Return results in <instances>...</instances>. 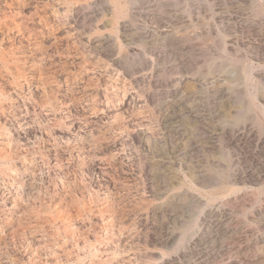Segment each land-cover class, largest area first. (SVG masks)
I'll list each match as a JSON object with an SVG mask.
<instances>
[{"label": "rangeland", "instance_id": "rangeland-1", "mask_svg": "<svg viewBox=\"0 0 264 264\" xmlns=\"http://www.w3.org/2000/svg\"><path fill=\"white\" fill-rule=\"evenodd\" d=\"M33 1L0 0V50L22 58L21 69L36 98L27 104L18 99L13 81L18 69L14 65L7 68L0 60L1 83L11 94L0 104H7L13 120L20 106L22 116L35 124L29 134L32 138L28 135L12 145V158L0 160V264H45L53 259L75 263L72 258L79 242L62 236L50 241L48 212L54 213L59 224L77 216L85 225L91 222L88 252L103 238L107 220L115 214L126 227L135 222L139 233L125 235L124 242L117 243L118 228L108 232L105 238L112 246L111 253L132 251L141 259L149 224L154 240L150 250L157 263L164 249L166 264H264V0ZM7 10L16 15L5 18ZM6 23L13 24L10 32L5 31ZM19 25L24 36L21 44L16 38ZM50 75L56 77L54 85L37 91L33 78ZM36 101H41L43 108L37 107ZM69 110L74 124L71 132L64 127ZM38 121L42 125L38 126ZM46 122L55 130L53 135L47 133ZM9 133L14 135L12 130ZM2 140L1 149H6L7 141ZM67 153L72 154L69 176L68 171L59 172L52 165L56 158L60 165L67 164ZM31 161H38L36 171ZM98 167L106 170L104 175ZM19 178L26 190L31 183L36 190H22L15 183ZM85 201L97 203L101 212L83 216ZM107 204L112 206L111 212L105 211ZM48 245V250L37 251ZM87 260L84 264H102V260Z\"/></svg>", "mask_w": 264, "mask_h": 264}, {"label": "bare ground", "instance_id": "bare-ground-1", "mask_svg": "<svg viewBox=\"0 0 264 264\" xmlns=\"http://www.w3.org/2000/svg\"><path fill=\"white\" fill-rule=\"evenodd\" d=\"M13 1V0H12ZM35 1V0H34ZM33 1V2H34ZM52 1V0H51ZM54 1H56V0H54ZM2 2V1H1ZM1 2H0V4H1ZM19 2V1H18ZM23 2V1H22ZM21 2V3H22ZM32 2V1H31ZM42 2V1H41ZM6 3V2H5ZM36 3H37V1H36ZM47 3V2H46ZM49 4V3H48ZM20 5V4H19ZM38 5V4H37ZM41 5V4H40ZM52 5V4H51ZM50 5V6H51ZM55 5V4H54ZM71 5V4H70ZM74 5V4H73ZM25 6V5H24ZM39 6V5H38ZM42 6V5H41ZM21 7V6H20ZM31 7V6H30ZM37 7V6H36ZM70 7V6H69ZM23 8V7H22ZM22 8H21V10H22ZM56 8H58V7H56ZM1 10H2V7L0 8ZM9 9V8H8ZM15 9V8H14ZM27 9V8H26ZM41 9V8H40ZM46 9V8H45ZM70 9V8H69ZM4 10H5V8H4ZM3 10V11H4ZM15 10H17V9H15ZM49 10V9H48ZM64 10V9H63ZM67 9H65V11H66ZM73 10V9H72ZM8 11V10H7ZM18 11V10H17ZM76 11V10H75ZM40 12V11H39ZM42 12V11H41ZM46 12H49V11H46ZM54 12V11H53ZM59 12V11H58ZM71 12V11H70ZM15 12H14V10H12V11H8L7 13H5V18H8V17H10V18H12V16L13 15H16V13L14 14ZM26 13V12H25ZM73 13V12H72ZM129 13V12H128ZM0 14H1V12H0ZM42 14V13H41ZM77 14V13H76ZM76 14H74V15H76ZM22 15V14H21ZM29 15V14H28ZM27 15V16H28ZM65 15V14H64ZM68 14H66V16H67ZM0 16H2V15H0ZM58 16H59V14H58ZM63 16V15H62ZM71 16V15H70ZM122 16V15H121ZM50 17V16H49ZM48 17V18H49ZM54 17V16H53ZM52 17V18H53ZM55 17H57V15H55ZM54 17V18H55ZM73 17V16H72ZM47 18V17H46ZM45 18V19H46ZM47 18V19H48ZM27 19V18H26ZM42 19V18H41ZM7 20H9V19H7ZM49 20V19H48ZM56 20H58V19H56ZM59 20H62V19H59ZM75 20H77V19H75ZM4 21V20H3ZM16 21V20H15ZM46 21V20H45ZM55 21V20H54ZM9 22V21H8ZM14 22V21H13ZM41 22V21H40ZM68 22V21H67ZM17 23V22H16ZM22 23V22H21ZM20 23V24H21ZM26 23V22H25ZM30 23V22H29ZM46 23V22H45ZM48 23V22H47ZM60 23V22H59ZM58 23V24H59ZM61 23H62V21H61ZM24 24V23H23ZM42 24V23H41ZM51 24V23H50ZM57 24V25H58ZM66 24V23H65ZM10 25H13V24H8V23H6V25H4V28L6 29L5 31H7V32H10L9 30H10ZM55 25H56V21H55ZM3 26V25H2ZM1 26V27H2ZM37 26V25H36ZM53 26V25H52ZM59 26V25H58ZM62 26V25H61ZM72 26V25H71ZM0 27V28H1ZM12 27V26H11ZM47 27V26H46ZM50 27V26H49ZM17 28V27H16ZM35 28V27H34ZM37 28V27H36ZM44 28V27H43ZM52 28V27H51ZM31 29H32V27H31ZM38 29V28H37ZM46 29V28H45ZM57 29V28H56ZM69 29V28H68ZM67 29V30H68ZM72 29V28H71ZM35 30V29H34ZM40 30V29H39ZM46 31V30H45ZM69 31H70V29H69ZM4 32V31H3ZM17 40L19 41V43L21 44L22 43V39L24 38V36L22 37L20 34H21V28H20V25L18 26V29H17ZM38 32V31H37ZM73 32V31H72ZM35 33V32H34ZM64 33H66V32H64ZM63 33V34H64ZM14 34V33H13ZM19 34V35H18ZM22 34H24V33H22ZM46 34V33H45ZM44 34V35H45ZM59 34H61V33H59ZM28 35V34H27ZM36 35V34H35ZM53 35H55V34H53ZM58 35V34H57ZM62 35V34H61ZM26 37V36H25ZM7 38V37H6ZM42 38V37H41ZM40 38V39H41ZM1 39V38H0ZM13 39V38H12ZM27 39V38H26ZM39 39V38H38ZM53 39V38H52ZM48 40V39H47ZM69 40H72V39H69ZM33 41V40H32ZM45 41V40H44ZM51 41V40H50ZM24 42V41H23ZM60 42V41H59ZM12 43V42H11ZM16 43V42H15ZM38 43V42H37ZM62 43V42H61ZM4 45V44H3ZM5 46V45H4ZM28 46V45H27ZM30 46V45H29ZM28 46V47H29ZM32 46V45H31ZM63 47V46H62ZM68 47V46H67ZM10 48V47H9ZM23 48V47H22ZM7 49V48H6ZM57 49V48H56ZM72 50V49H71ZM8 51V50H7ZM32 52V51H31ZM41 52V51H40ZM20 53H22V52H20ZM30 53V52H29ZM51 53V52H50ZM61 53V52H60ZM65 54V53H64ZM46 55V54H45ZM66 55V54H65ZM70 55H72L71 53H70ZM53 56V55H52ZM68 56H69V54H68ZM35 58V57H34ZM57 58V57H56ZM26 59V58H25ZM53 59H55V58H53ZM58 59V58H57ZM71 59V58H70ZM0 60L2 61V62H4L5 63V66L8 68L10 65H14L15 66V70H16V67H17V69H18V74L17 75H15V77H14V79H13V81H14V84L18 87V95H17V97H18V99L20 100V101H26V104H27V102L29 101V100H36V98L34 99L33 98V92L30 90V87H28V84H27V81H28V79H27V77H26V74H25V72L23 71V69H21V66H20V63L22 62V58L21 57H17L16 55H14V54H12V53H8V52H3V51H1L0 50ZM34 61V60H33ZM42 61V60H41ZM47 61V60H46ZM50 61V60H49ZM12 62V63H11ZM45 62V61H44ZM49 63H51V62H49ZM67 63H69V61H67ZM55 64V63H54ZM70 64V63H69ZM46 65V64H45ZM2 66V65H1ZM47 66V65H46ZM86 66V65H85ZM28 67V66H27ZM30 67V66H29ZM59 67V66H58ZM64 67V66H63ZM75 67V66H74ZM31 68V67H30ZM33 69V68H32ZM38 69V68H37ZM42 69V68H41ZM65 69V68H64ZM3 70V69H2ZM60 70V69H59ZM73 70V69H72ZM11 71H12V69H11ZM41 71V70H40ZM13 72H15V71H13ZM31 73V72H30ZM37 73V72H36ZM62 73H65V72H62ZM61 73V74H62ZM1 74V73H0ZM16 74V73H15ZM60 74V75H61ZM66 74V73H65ZM58 75V74H57ZM56 75V76H57ZM63 76V75H62ZM55 76L54 75H50V76H37L36 78H33L34 79V84H35V86H36V90L37 91H39V90H47V88H48V86L49 85H51V86H53L54 84V80H55ZM66 78V77H65ZM6 79V78H5ZM70 79V78H69ZM2 80H4V79H1V75H0V100H6V99H9L10 98V96H11V94H10V92H9V89H7L8 87H6V85H3L1 82H2ZM9 80V79H8ZM57 80V79H56ZM71 81V80H70ZM32 84V83H31ZM53 84V85H52ZM8 85V84H7ZM65 85H66V88L67 89H65L66 90V92L68 93L70 90H69V88H70V85H69V81L66 79V81H65ZM12 87V86H11ZM11 87H9V88H11ZM59 87H61V86H59ZM72 87V86H71ZM33 88V87H32ZM54 88V87H53ZM57 90V89H56ZM74 90V89H73ZM26 91H28L29 92V96H28V98H27V96H26ZM14 92V91H13ZM59 93V92H58ZM66 93V94H67ZM71 93V92H70ZM77 94V93H76ZM15 95V94H14ZM43 95V94H42ZM61 95V94H60ZM67 95H69V94H67ZM70 95H72V94H70ZM69 95V96H70ZM74 95V94H73ZM37 96H38V94H37ZM66 96V95H65ZM59 97H61V96H59ZM58 97V98H59ZM63 98V97H62ZM70 98V97H69ZM77 99V98H76ZM82 99V98H81ZM84 99V98H83ZM63 100V99H62ZM68 100V99H67ZM66 100V101H67ZM39 101V100H38ZM74 102V101H73ZM87 102H88V100H87ZM60 103V102H59ZM80 103V102H79ZM53 104V103H52ZM126 104H127V102H126ZM6 105L7 104H3V102H2V104H0V138L2 137V138H5V140L7 141V142H5L6 143V149H1V145H2V141H4V140H2V138L0 139V160L1 159H6V161L8 160V159H11L12 158V155H14V153L12 154V150H11V147H12V145H14V144H16V143H19V141H22V140H24V138H26L27 139V136L30 134V132H34L33 130H34V128H33V125H35V124H30V121L28 122L27 121V117H23L22 116V111L20 110L21 108H20V106H19V109H17V114H15V118H14V120L13 119H11V118H9V114L7 113V112H9V108L8 107H6ZM11 105V104H10ZM10 105H8V106H10ZM29 105V104H28ZM35 105L37 106V107H42V104H41V101L40 102H35ZM44 105H45V103H44ZM85 105H86V103H85ZM61 106V105H60ZM73 106V105H72ZM16 107V106H15ZM21 107H23V106H21ZM30 107V106H29ZM39 107V108H40ZM48 107V106H47ZM57 107V106H56ZM77 107V106H76ZM43 108V107H42ZM55 108V107H54ZM64 108V107H63ZM73 108V107H72ZM14 109V108H13ZM76 109V108H75ZM74 109V110H75ZM98 109V108H97ZM39 110V109H38ZM41 110V109H40ZM43 110V109H42ZM48 110V109H47ZM86 110V109H85ZM88 110V109H87ZM12 111V110H11ZM25 111V110H24ZM46 111V110H45ZM53 111V110H52ZM73 111V110H72ZM51 112V111H50ZM81 112H83V111H81ZM96 112V111H95ZM10 113V112H9ZM29 113V110L27 109V111H26V114H28ZM32 113V112H31ZM36 113H38V112H36ZM48 113V112H47ZM52 113V112H51ZM58 113V112H57ZM80 113V112H79ZM91 113V112H90ZM34 114V113H33ZM43 114H45V113H43ZM82 114V113H81ZM86 114V113H85ZM95 114H97V113H95ZM134 114V113H133ZM137 114H139V113H137ZM36 115H38V116H40V118L42 117V115H41V113L39 114H36ZM63 115V114H62ZM83 115V114H82ZM13 116V115H12ZM46 116V115H45ZM55 116V115H54ZM75 116V115H74ZM100 116H102V115H100ZM115 116V115H114ZM138 116V115H137ZM4 117H8L9 119H7V118H4ZM14 117V116H13ZM44 117V116H43ZM50 117V116H49ZM72 115H71V111L69 110L68 112H67V114H66V116H65V122H67V123H65L64 124V122H63V124H64V127L68 130V132H71V131H73V126H74V124H73V121H72ZM80 117V116H79ZM81 117H83V116H81ZM136 117V116H135ZM32 118V117H31ZM55 118V117H54ZM44 119V118H43ZM57 119V118H56ZM59 119V118H58ZM57 119V120H58ZM63 119V118H62ZM81 119V118H80ZM102 119V118H101ZM135 119V118H134ZM33 120V119H32ZM39 120V119H38ZM90 120V119H89ZM34 121V120H33ZM44 121V120H43ZM46 121H48V119L46 120ZM60 121V120H59ZM101 121V120H100ZM135 121V120H134ZM76 122V121H75ZM84 122V121H83ZM98 122V121H97ZM103 122V121H102ZM37 123V122H36ZM42 123V122H41ZM59 124V123H58ZM100 124V123H99ZM106 124V123H105ZM104 124V125H105ZM38 126H40V125H42V124H40L39 123V121H38V124H37ZM45 125V124H44ZM51 124L48 122H46V130H47V133H49V134H52L53 133V131H55V130H53V127L52 126H50ZM53 125V124H52ZM96 125V124H95ZM80 126V125H79ZM98 126V125H97ZM103 126V125H102ZM36 127V126H35ZM78 127V126H77ZM76 127V128H77ZM91 127V126H90ZM93 127V126H92ZM132 127V126H131ZM40 128V127H39ZM58 128V127H57ZM64 128V129H65ZM79 128V127H78ZM102 128V127H101ZM104 128H105V126H104ZM62 129V128H61ZM65 129V130H66ZM82 129V128H81ZM113 129V128H112ZM144 129H145V127H144ZM10 130H12L14 133V135H11L9 132H10ZM42 130V129H41ZM58 130V129H57ZM77 130V129H76ZM90 130V129H89ZM105 130V129H104ZM44 131V130H43ZM93 131V130H92ZM57 132V131H56ZM56 132H55V134H56ZM64 132V131H63ZM76 132V131H75ZM75 132H74V134H75ZM88 132V131H87ZM38 133V135H39V132H37ZM94 133V132H93ZM32 134V133H31ZM62 134V133H61ZM84 134H86V133H84ZM53 135V134H52ZM149 135H150V133H149ZM30 136V135H29ZM35 136H36V133H35ZM40 136H41V134H40ZM39 136V137H40ZM46 136V135H45ZM59 136V135H58ZM63 136V135H62ZM61 136V137H62ZM68 136V135H67ZM69 136H71L70 135V133H69ZM76 136V135H75ZM92 136V135H91ZM95 135H93V137H94ZM102 136H103V134H102ZM31 137V136H30ZM55 137H57V136H55ZM90 137V136H89ZM32 138V137H31ZM44 138V137H43ZM60 138V137H59ZM58 138V139H59ZM64 138H65V136H64ZM68 138V137H67ZM76 138V137H75ZM85 138V137H84ZM83 138V139H84ZM97 138V137H96ZM96 138H95V140H96ZM100 138V137H99ZM134 138V137H133ZM45 139H47L46 137H45ZM55 139V138H54ZM70 139V138H69ZM74 139V138H73ZM103 139V138H102ZM108 139V138H107ZM139 139V138H138ZM41 140V139H40ZM43 140V139H42ZM48 140H49V138H48ZM50 140H51V138H50ZM57 140V139H56ZM63 140V139H62ZM67 140V139H66ZM135 140V139H134ZM26 141V140H25ZM32 141V140H31ZM46 141V140H45ZM75 141V140H74ZM82 141V140H81ZM112 141V140H111ZM136 141V140H135ZM134 141V142H135ZM139 141V140H138ZM137 141V142H138ZM40 142V141H39ZM42 142V141H41ZM48 142V141H47ZM51 142H53V141H51ZM55 142V141H54ZM136 142V143H137ZM4 143V144H5ZM26 143V142H25ZM30 143V142H29ZM34 143V142H33ZM33 143H31V144H33ZM81 143V142H80ZM95 143H96V141H95ZM35 144V143H34ZM51 144V143H50ZM54 144V143H53ZM72 144V143H71ZM76 144V143H75ZM104 144V143H103ZM111 144V143H110ZM110 144H108L107 143V145H110ZM113 144V143H112ZM27 145V144H26ZM42 145V144H41ZM46 145V144H45ZM52 145V144H51ZM101 145V144H100ZM100 145H97V147L98 146H100ZM4 146V145H3ZM102 146V145H101ZM115 146V145H114ZM24 147V146H23ZM42 147V146H41ZM45 147V146H44ZM104 147V146H103ZM109 147V146H108ZM107 147V148H108ZM145 147V146H144ZM15 149H16V146L14 147ZM19 148V147H18ZM26 148V147H25ZM83 148V147H82ZM110 148V147H109ZM147 148V147H146ZM145 148V149H146ZM22 149V148H21ZM34 149V148H33ZM57 149V148H56ZM75 149V148H74ZM97 149V148H96ZM101 149V148H100ZM113 149V148H112ZM19 150V149H18ZM23 150V149H22ZM31 150V149H30ZM35 150V149H34ZM47 150V149H46ZM45 150V151H46ZM59 150V149H58ZM64 150V149H63ZM104 149H101V151H103ZM38 151V150H37ZM36 151V152H37ZM54 151V150H53ZM57 151V150H56ZM77 151V150H76ZM114 151V150H113ZM19 152V151H18ZM35 152V151H34ZM44 152V151H43ZM84 152V151H83ZM91 152V151H90ZM94 152V151H93ZM92 152V153H93ZM99 152V151H98ZM104 152V151H103ZM28 153V152H27ZM73 153V152H72ZM76 153V152H75ZM88 153L89 152H87V155H88ZM114 153H117V152H114ZM17 154V153H16ZM20 154V153H19ZM30 154V153H29ZM28 154V155H29ZM42 154V153H41ZM45 154V153H44ZM60 154V153H59ZM62 154V153H61ZM68 154V153H67ZM107 154V153H106ZM113 154V153H112ZM23 155V154H22ZM66 155V154H65ZM69 155V154H68ZM80 155V154H79ZM92 155V154H91ZM90 155V156H91ZM94 155V154H93ZM97 155V154H96ZM150 155V154H149ZM17 156V155H16ZM33 156H34V154H33ZM41 156V155H40ZM57 156H58V154H57ZM74 156H76V155H74ZM82 156V155H81ZM102 156V155H101ZM107 156V155H106ZM114 156V155H113ZM141 156V155H140ZM30 157V156H29ZM42 157V156H41ZM40 157V158H41ZM60 157V156H59ZM62 157V156H61ZM71 157H72V154H70L69 156H68V159L66 158V160H67V162L65 161V163H67V164H63V165H60V161H58L57 159L58 158H56V163H52V165H54V169H58V171L60 172V171H62V172H67L69 169H72L71 168V163H70V159H71ZM85 157V156H84ZM88 157H89V155H88ZM98 157V156H97ZM96 157V158H97ZM35 158V157H34ZM105 158H107V157H105ZM120 158V157H119ZM142 158V157H141ZM26 159V158H25ZM31 159V158H30ZM29 159V160H30ZM43 160H44V162H45V158H42ZM115 159V158H114ZM143 159V158H142ZM13 160V159H12ZM26 160H28V159H26ZM73 160V159H72ZM81 160V159H80ZM91 159L89 158V161H90ZM99 160V159H98ZM111 160V159H110ZM16 161V160H15ZM17 161H19V160H17ZM42 161V160H41ZM54 161V160H53ZM52 161V162H53ZM100 161V160H99ZM112 161V160H111ZM111 161H109L108 163H110ZM115 161H116V159H115ZM120 161V160H119ZM21 162V161H20ZM24 162V161H23ZM26 163H27V161H25ZM38 161H36V163H37ZM55 162V161H54ZM87 161H85V163H86ZM117 162V161H116ZM122 162V161H121ZM164 162V161H163ZM25 163V164H26ZM36 163L34 162V161H31V164H32V166L31 167H34V171H36ZM50 163V162H49ZM73 163V162H72ZM75 163V162H74ZM95 163V162H94ZM100 163H101V161H100ZM113 163H114V161H113ZM10 164V163H9ZM18 164V163H17ZM22 164V163H21ZM48 164V163H47ZM89 164V163H88ZM111 164V163H110ZM120 164V163H119ZM127 164V163H126ZM86 165V164H85ZM97 165V164H96ZM101 165V164H100ZM105 165H106V163H105ZM109 165V164H108ZM117 165V164H116ZM115 165V166H116ZM122 165H123V163H122ZM124 165H125V163H124ZM13 166H14V164H13ZM23 166V165H22ZM30 166V165H29ZM47 166V165H46ZM51 166V165H50ZM74 166V165H73ZM76 166V165H75ZM102 166V165H101ZM107 166V165H106ZM148 166V165H147ZM162 166V165H161ZM12 167V166H11ZM43 167V166H42ZM48 167H49V165H48ZM78 167V166H77ZM90 167V166H89ZM94 167V166H93ZM76 168V167H75ZM80 168V167H79ZM85 168V167H84ZM83 168V169H84ZM86 168H87V166H86ZM85 168V169H86ZM92 168V167H91ZM113 168V167H112ZM111 168V169H112ZM151 168V167H150ZM11 169H13V168H11ZM17 169V168H16ZM20 169V168H19ZM24 169V168H23ZM49 169V168H48ZM81 169V168H80ZM117 169H119V168H117ZM148 169V168H147ZM155 169V168H154ZM8 170V169H7ZM45 170V169H44ZM90 170V169H89ZM88 170V171H89ZM97 170L99 171V174L100 175H104L105 174V169H103V167H98L97 168ZM146 170V169H145ZM150 170V169H149ZM11 171V170H10ZM74 171V170H73ZM77 172H78V170H76ZM80 171V170H79ZM85 171V170H84ZM110 171V170H109ZM118 171V170H117ZM116 171V172H117ZM142 171V170H141ZM153 171V170H152ZM3 172H4V170H3ZM25 172V170L23 171V173ZM30 172V171H29ZM45 172H47V170L45 171ZM50 172V171H49ZM53 172H54V170H53ZM56 172V171H55ZM54 172V173H55ZM69 172H71V171H68V176H69ZM83 172V171H82ZM108 172V171H107ZM144 172V171H143ZM5 173V172H4ZM10 173V172H9ZM11 173H12V171H11ZM21 173V172H20ZM75 173V172H74ZM122 173V172H121ZM124 173V172H123ZM132 173H134V172H132ZM162 173V172H161ZM3 174V173H2ZM8 174V173H7ZM14 174V173H13ZM33 174V173H32ZM36 174V173H35ZM43 174V173H42ZM60 174V173H59ZM58 174V175H59ZM64 174V176H66V173H63ZM76 174V173H75ZM98 174V173H97ZM96 174V175H97ZM109 174V173H108ZM110 174H112L111 173V171H110ZM116 174V173H115ZM119 174V173H118ZM138 174V173H137ZM147 174V173H146ZM19 175V174H18ZM24 175V174H23ZM39 175V174H38ZM41 175V174H40ZM50 175V173H48V176ZM56 175H57V172H56ZM82 175H84V174H82ZM120 175V174H119ZM150 175H151V172H150ZM15 176V175H14ZM33 176H34V174H33ZM46 176V175H45ZM74 176V175H73ZM76 176V175H75ZM74 176V177H75ZM86 176V175H85ZM125 176V175H124ZM123 176V177H124ZM131 176V175H130ZM8 177H10V176H8ZM27 177V176H26ZM32 177V176H31ZM36 177V176H35ZM38 177V176H37ZM41 177V176H40ZM60 177V176H59ZM58 177V178H59ZM86 177H88V176H86ZM91 177V176H90ZM103 177H105V176H103ZM122 177V178H123ZM132 177V176H131ZM151 177V176H150ZM152 177H154V176H152ZM0 178H1V174H0ZM11 178V177H10ZM16 178V177H15ZM55 178V177H54ZM66 178V177H65ZM79 178V177H78ZM99 178V177H98ZM101 178H102V176H101ZM107 178V177H106ZM130 178V177H129ZM142 178V177H141ZM144 178V177H143ZM149 178V177H148ZM163 178V177H162ZM4 179H5V177H4ZM24 179V178H23ZM22 179V180H23ZM32 179V178H31ZM40 179V178H39ZM48 179V177L46 178V180ZM88 179V178H87ZM100 179V178H99ZM98 179V180H99ZM107 179H109V178H107ZM140 179V178H139ZM65 180V179H64ZM69 179H67V181H68ZM77 180V179H76ZM79 180V179H78ZM131 180V179H130ZM129 180V181H130ZM136 180V179H135ZM161 180V179H160ZM50 181V180H49ZM59 181V180H58ZM61 181V180H60ZM75 181V180H74ZM90 181V180H89ZM89 181H87V182H89ZM117 181V180H116ZM120 181V180H119ZM125 181V180H124ZM5 182H6V180H5ZM25 182V181H24ZM34 182V181H33ZM35 182H37V180L35 181ZM44 182H45V180H44ZM62 182H64L63 184H66V182L65 181H63L62 180ZM62 182H61V184H62ZM76 182V181H75ZM83 182V181H82ZM81 182V183H82ZM94 182H95V180H94ZM101 182V181H100ZM109 182V181H108ZM107 182V183H108ZM113 182V181H112ZM133 182V181H132ZM138 182V181H137ZM142 182V181H141ZM15 183L16 184H18V185H20L21 186V189L22 190H26L25 188H24V184L22 183V181H21V179L19 178V179H17V181H15ZM27 183V182H26ZM69 183V182H68ZM97 183V182H96ZM105 183V182H104ZM103 183V184H104ZM117 183V182H116ZM120 183V182H119ZM127 183V182H126ZM162 183V182H161ZM6 184H8V183H6ZM28 184V183H27ZM32 184V186H35V185H33V183H31ZM42 184V183H41ZM53 184H54V182H53ZM85 184V183H84ZM100 184V183H99ZM106 184V183H105ZM118 184V183H117ZM130 184V183H129ZM146 184H149V183H146ZM3 185V184H2ZM37 186L39 185V184H36ZM44 185V184H43ZM46 185H47V182H46ZM45 185V186H46ZM51 185V184H50ZM60 185V184H59ZM69 185V184H68ZM86 185H87V183H86ZM94 185V184H93ZM111 185V184H110ZM113 185L115 186V184L113 183ZM120 185H122V184H120ZM29 186V185H28ZM27 186V187H28ZM32 186L30 185V189L32 188ZM37 186H36V188H37ZM52 186V185H51ZM56 186V185H55ZM77 186V185H76ZM98 186V185H97ZM101 186V185H100ZM5 187V186H4ZM9 187V186H8ZM26 187V188H27ZM47 187H48V185H47ZM59 187V186H58ZM64 187V186H63ZM91 187V186H90ZM120 188H121V186H119ZM118 187V188H119ZM156 187V186H155ZM62 188V187H61ZM67 188H69L68 186H67ZM71 189H72V187H70ZM69 188V189H70ZM87 188V187H86ZM92 188V187H91ZM94 188H95V186H94ZM97 188V187H96ZM109 188V187H108ZM116 188V187H115ZM118 188H116V189H118ZM133 188V187H132ZM151 188V187H150ZM11 189V188H10ZM30 189H29V191H30ZM33 189V188H32ZM47 189V188H46ZM57 189V188H56ZM65 189V188H64ZM75 189V188H74ZM110 189V188H109ZM112 189V188H111ZM110 189V190H111ZM115 189V190H116ZM156 189V188H155ZM13 190V189H12ZM33 190H36V189H33ZM32 190V191H33ZM54 190V189H53ZM66 190H68V189H66ZM122 190V189H121ZM0 191H1V187H0ZM9 191V190H8ZM20 191V190H19ZM26 191H28V190H26ZM29 191L27 192V193H29ZM31 191V192H32ZM52 191V190H51ZM56 190H54V192H55ZM60 191V190H59ZM89 191V190H88ZM91 191V190H90ZM109 191V190H108ZM34 192V191H33ZM50 192V191H49ZM53 192V191H52ZM69 192V191H68ZM73 192V191H72ZM103 192V191H102ZM105 192V191H104ZM2 193V192H1ZM6 193V192H5ZM9 193H11V192H9ZM37 193H38V191H37ZM44 193V192H43ZM58 193V192H57ZM89 193V192H88ZM113 193V192H112ZM132 193V192H131ZM151 193V192H150ZM153 193V192H152ZM4 194V193H3ZM12 194V193H11ZM21 194V193H20ZM31 194V193H30ZM34 194V193H33ZM32 194V195H33ZM40 194H41V192H40ZM49 194V193H48ZM73 194H75V192L73 193ZM94 194V193H93ZM130 194V193H129ZM148 194V193H147ZM10 195V194H9ZM27 195H29V194H27ZM37 195V194H36ZM39 195V194H38ZM44 195V194H43ZM57 195H59V194H57ZM56 195V196H57ZM63 195V194H62ZM77 195V194H76ZM107 195H108V193H107ZM12 196V195H11ZM30 196V195H29ZM47 196V195H46ZM64 196V195H63ZM87 196V195H86ZM85 196V197H86ZM112 196V195H111ZM116 196H119V195H116L115 194V197ZM121 196V195H120ZM126 196H127V193H126ZM4 197V196H3ZM13 197H15V196H13ZM12 197V198H13ZM21 197H22V195H21ZM43 197V196H42ZM50 197H51V194H50ZM59 197V196H58ZM57 197V198H58ZM74 198H75V196H73ZM100 197V196H99ZM129 197V196H128ZM9 198V197H8ZM28 198H31V196L30 197H28ZM40 198H41V196H40ZM39 198V199H40ZM67 198V197H66ZM98 198V197H97ZM109 198V197H108ZM114 198V197H113ZM119 197H117V199H118ZM121 198V197H120ZM14 199V198H13ZM19 199H21V198H19ZM25 198H23V200H24ZM117 199H116V201H117ZM124 199V198H123ZM31 200V199H30ZM45 200V199H44ZM54 200V199H53ZM56 200V199H55ZM76 200V199H75ZM102 200V199H101ZM114 200V199H113ZM121 200V199H120ZM119 200V201H120ZM1 201V200H0ZM7 201V200H6ZM57 201H59V200H57ZM110 201V200H109ZM144 201V200H143ZM13 202V201H12ZM23 202V201H22ZM26 202H28L27 201V198H26ZM118 202V201H117ZM129 202V201H128ZM5 203V202H4ZM16 203V202H15ZM20 203H21V201H20ZM48 203V202H47ZM46 203V204H47ZM57 203V202H56ZM82 203V202H81ZM123 203V202H122ZM17 204V203H16ZM37 204V203H36ZM55 204V203H54ZM97 203H95V202H92V201H89V202H86L85 201V203H83L82 204V215L83 216H86V217H93V214L95 213V212H101V209L96 205ZM24 204H22V206H23ZM27 205V204H26ZM67 205H69V204H67ZM31 206H32V203H31ZM30 206V207H31ZM1 207V206H0ZM4 207H5V205H4ZM26 207V206H25ZM47 207V206H46ZM54 207H55V205H54ZM62 207V206H61ZM64 207V206H63ZM66 207V206H65ZM97 207V208H96ZM116 207H118V206H116ZM127 207H128V205H127ZM130 207V206H129ZM143 207V206H142ZM2 208V207H1ZM0 208V209H1ZM9 208V207H8ZM16 208H17V206H16ZM27 208V207H26ZM69 208H71V207H69ZM102 208H103V206H102ZM15 209V208H14ZM20 209V208H19ZM29 209V208H28ZM44 209V208H43ZM100 209V210H99ZM112 206L111 205H109L108 206V204L106 205V209H105V211H108V212H111L112 211ZM151 209V208H150ZM6 210V209H5ZM72 210H73V208H72ZM71 210V211H72ZM16 211H17V209H16ZM25 211V210H24ZM26 211H28V210H26ZM67 211V210H66ZM66 211H65V213H66ZM74 211V210H73ZM77 211V210H76ZM119 211V210H118ZM163 211H165V210H163ZM12 212V211H11ZM121 212H123V211H121ZM128 212V211H127ZM133 212V211H132ZM153 212V211H152ZM158 212V211H157ZM8 213V212H7ZM119 213V212H118ZM125 213V212H124ZM13 214V213H12ZM14 214H15V212H14ZM26 214V213H25ZM43 214V213H42ZM41 214V215H42ZM54 213H52V212H48V214H47V218L50 220V222H51V224H52V226H51V228L47 231V237H48V239L50 240V241H52L53 239H57V238H60L61 236L62 237H67V238H71L72 240H74V241H76V242H79V244H78V251H77V253L75 254V256H74V258H72V259H75V263L74 264H84L85 262H86V260L87 259H91V260H102V264H113V261H116L115 263L116 264H166V258H167V252H165L164 251V249L161 251V253H160V259H161V262L160 263H157V261L155 260V257H154V255H153V253L151 252V250H150V247L152 246L151 244H153L152 242L154 241L153 240V236H152V234H151V230H150V226H149V224H147L146 225V229H145V233H144V240H145V243H146V246H145V249H144V252H145V255L143 256H141V259H140V257H137L136 256V254L135 253H133L132 251H127V252H122V250H120V251H118V250H116V252H114V253H111L110 251L111 250H113V249H111V247L108 245V242L106 241V239L107 238H105V237H109V234H108V232L110 233L111 231H115V229L116 228H118L116 231H117V235H118V239H119V242H117V243H120L121 242V240H123L124 238H125V235L127 236V235H129L130 237H132V235H134L135 236V234H137V233H139V229H138V226H137V224L135 223V222H133L130 226H128V227H126V226H124L123 224H122V221H120L119 219L120 218H118V217H120V216H115V214H111L112 216H109V219L110 220H107V231H106V233L104 234V236H103V238L101 239H98L97 240V242H96V244L94 245V246H91V249H90V251L88 252V247H89V232L91 231V222H87L88 224L87 225H85L81 220H79V218H78V216L77 217H72V218H69V219H67V220H65V221H62L60 224L59 223H56V221H57V219H55V217H54V215H53ZM120 214V213H119ZM147 215H146V220H147V223H149L148 222V220L150 219V216H151V211L148 209V211H147V213H146ZM154 214V213H153ZM156 214V213H155ZM6 215V217H7V214H5ZM74 215V214H73ZM97 215V214H96ZM124 215V214H123ZM128 215V214H127ZM135 215V214H134ZM159 216H161V215H159ZM13 217V216H12ZM19 217V216H18ZM36 217H37V214H36ZM57 217V216H56ZM17 218V217H16ZM20 218V217H19ZM101 218H103V219H105V214H102L101 215ZM153 218V217H152ZM1 219V218H0ZM23 219V218H22ZM94 219V218H93ZM3 220H4V218H3ZM17 220H19V219H17ZM35 220V219H34ZM86 220V219H85ZM92 220V219H91ZM139 220V219H138ZM152 220V219H151ZM6 221V220H5ZM12 221H15V219H13ZM20 221V220H19ZM24 221V220H23ZM28 221V220H27ZM100 221V220H99ZM127 221H128V219H127ZM160 221H161V219H160ZM39 222V221H38ZM86 222V221H85ZM137 222V221H136ZM142 222V221H141ZM10 223V222H9ZM17 223V222H16ZM19 223V222H18ZM30 223V222H29ZM31 223H33V221L31 222ZM144 223V222H143ZM159 223V222H158ZM3 224V223H2ZM20 224V223H19ZM22 224V223H21ZM98 224H100V223H98ZM4 225V224H3ZM6 225V224H5ZM36 225V224H35ZM115 225H116V227H115ZM139 225V224H138ZM143 225V224H142ZM0 226H1V224H0ZM14 226V225H13ZM17 226V225H16ZM15 226V227H16ZM22 226V225H21ZM34 226V225H33ZM44 226V225H43ZM97 226V225H96ZM101 226V225H100ZM166 226V225H165ZM35 227V226H34ZM141 227V226H140ZM142 227H144V225L142 226ZM153 227V226H152ZM5 228V227H4ZM13 228V227H12ZM46 228V227H45ZM96 228V227H95ZM99 228V227H98ZM14 229V228H13ZM30 229V228H29ZM32 229H34V228H32ZM48 229V228H47ZM97 229V228H96ZM100 229V228H99ZM153 229V228H152ZM155 229V228H154ZM23 230V229H22ZM95 230V229H94ZM93 230V231H94ZM159 230V229H158ZM10 231V230H9ZM41 231V230H40ZM115 231V232H116ZM3 232V231H2ZM15 232V231H14ZM27 232V231H26ZM31 232V231H30ZM114 232V233H115ZM140 232H141V229H140ZM6 233V232H5ZM9 233V232H8ZM94 233V232H93ZM97 233V232H96ZM104 233V232H103ZM103 233H102V235H103ZM114 233L113 234H111L110 236H112V235H114ZM25 234V233H24ZM23 234V235H24ZM28 234V233H27ZM40 235V234H39ZM42 235V234H41ZM99 235V234H98ZM116 235V234H115ZM138 235V234H137ZM164 235V234H163ZM44 236V235H43ZM165 236V235H164ZM35 237V236H34ZM42 237V236H41ZM92 237H94V236H92ZM139 237H141V236H139ZM43 238V237H42ZM46 238V237H45ZM99 238V237H98ZM142 238V237H141ZM47 239V238H46ZM66 239V238H65ZM110 239V238H109ZM129 239V238H128ZM140 239V238H139ZM11 240V239H10ZM26 240V239H25ZM30 240V239H29ZM32 240V239H31ZM36 240V239H35ZM34 240V241H35ZM131 240V239H130ZM135 240V239H134ZM142 240V239H141ZM37 241V240H36ZM47 241V240H46ZM55 241V240H54ZM68 241V240H67ZM92 241V240H91ZM45 242V241H44ZM63 242V241H62ZM69 242V241H68ZM72 242V241H71ZM123 242H124V240H123ZM142 242V241H141ZM163 242L164 243H166V241L165 240H163ZM1 243V242H0ZM35 243V242H34ZM61 243V242H60ZM75 243V242H74ZM73 243V244H74ZM110 243H112V242H110ZM126 243V242H125ZM131 243V242H130ZM27 243L25 242V245H26ZM40 244H42L41 242H40ZM39 244V245H40ZM55 244V243H54ZM122 244V243H121ZM137 244V243H136ZM125 245V244H124ZM123 245V246H124ZM35 247H36V245H34ZM63 246V245H62ZM61 246V247H62ZM66 246V245H65ZM74 246V245H73ZM122 246V248L121 249H123V248H125V247H123ZM144 246V245H143ZM35 247H32V248H34L35 249ZM126 247H129L128 245L126 246ZM141 247V246H140ZM48 248H50V246L48 245V246H46V247H42V246H40V247H38V252L39 251H42V250H45V249H47L48 250ZM52 248V247H51ZM54 248V247H53ZM70 248V247H69ZM68 248V249H69ZM130 248V247H129ZM131 248H132V246H131ZM136 248V247H135ZM138 248V247H137ZM27 249V248H26ZM127 249V248H126ZM25 250V249H24ZM46 250V251H47ZM50 251H52V252H54V254L56 253L55 251H53L54 249H49ZM61 250V249H60ZM64 250H65V248H64ZM63 250V251H64ZM131 250V249H130ZM57 251V250H56ZM142 251V250H141ZM25 252V251H24ZM35 252V251H34ZM44 252V251H43ZM41 253V255L42 254H44V253ZM48 252V251H47ZM58 252V251H57ZM65 252V255H68V256H70V252L69 251H67V250H65L64 251ZM68 252V253H67ZM73 252V253H74ZM20 253V252H19ZM33 253V252H32ZM49 253V252H48ZM60 253H62V250H61V252ZM25 254H27V253H25ZM31 254V253H30ZM143 254V253H142ZM51 255V254H50ZM141 255V254H140ZM30 256V255H29ZM28 256V258H30ZM43 256V255H42ZM26 257V256H25ZM35 257V256H34ZM45 257V256H44ZM67 257V256H66ZM72 257V256H71ZM142 258H143V260H142ZM26 259V258H25ZM24 259V260H25ZM42 259V258H41ZM41 259H39V260H41ZM58 259H59V257H58ZM69 259V258H68ZM72 259H69V260H72ZM21 260V259H20ZM32 260V259H31ZM54 260V259H53ZM52 260V262L51 263H45V264H62L60 261H53ZM1 261V260H0ZM23 261V260H22ZM26 261H27V259H26ZM88 261V260H87ZM28 262V261H27ZM36 262V261H35ZM65 262H66V260H65ZM64 262V263H65ZM68 262V261H67ZM70 262H72V261H70ZM98 262V261H97ZM73 263V262H72ZM93 263V262H92ZM169 263V262H168ZM23 264H25V263H23ZM29 264V263H28ZM32 264V263H31ZM38 264H44V262L43 263H38ZM68 264V263H67ZM100 264V263H99Z\"/></svg>", "mask_w": 264, "mask_h": 264}]
</instances>
